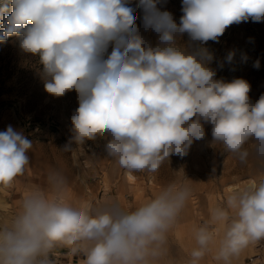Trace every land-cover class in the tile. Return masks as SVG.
<instances>
[{
  "label": "clouds",
  "instance_id": "obj_1",
  "mask_svg": "<svg viewBox=\"0 0 264 264\" xmlns=\"http://www.w3.org/2000/svg\"><path fill=\"white\" fill-rule=\"evenodd\" d=\"M159 3L0 0V43L17 37L19 49L38 58L50 96L77 93L72 136L62 151L107 135L105 151L122 169L156 173L171 155L184 157L203 140L205 124L212 125L213 143L243 165L253 155L251 144L256 174L211 207L209 220L194 231L198 247L190 264H199L210 246L219 264H233L264 241V95L252 103L247 80L217 79L214 54L204 45L218 42L233 24L264 21V0H182L179 24ZM137 9L145 31L156 33L155 45L136 24ZM234 55L228 53L229 63ZM32 147L11 125L0 132V191L28 169ZM192 194L177 175L135 207L113 201L94 213L53 168L47 188L27 190L0 224V264H55L57 248L82 255L81 264H161L168 233Z\"/></svg>",
  "mask_w": 264,
  "mask_h": 264
},
{
  "label": "rangeland",
  "instance_id": "obj_2",
  "mask_svg": "<svg viewBox=\"0 0 264 264\" xmlns=\"http://www.w3.org/2000/svg\"><path fill=\"white\" fill-rule=\"evenodd\" d=\"M137 3L138 0H130V6L135 7ZM158 7L172 13L179 24L183 15L182 0H160ZM136 15L141 34L155 45L157 35L145 31L142 10L137 9ZM181 39L187 43V33ZM204 46L214 54L211 67L216 69L217 79L247 80L251 85L252 103L264 95V21L233 24L218 42L208 41ZM111 50L109 47L108 54ZM229 52L235 53L231 63L226 59ZM257 61L258 68L253 66ZM78 106L75 91L61 98L45 92L42 66L38 58L19 49V38L9 37L7 42L0 43V132L11 125L33 144L27 152L28 169L12 188L0 191V224L15 214L27 190L47 188V175L53 168L67 178L72 197L90 203L94 213L106 210L113 201L127 208L135 207L141 200L153 196L160 185L179 175L188 180L193 194L168 233L167 253L161 258V264H190L191 252L198 247L194 231L209 220L210 208L222 205L230 190L256 174L257 160L252 145L247 147L253 155L243 165L222 145L213 143L212 125L205 124V138L194 141L186 156L171 155L156 173H128L105 151L110 136L98 137L83 145L72 142L71 151H62L72 136L71 117ZM214 257L215 246H210L199 264H219ZM82 259V255L69 252L63 262L81 264ZM233 264H264V241L246 249Z\"/></svg>",
  "mask_w": 264,
  "mask_h": 264
},
{
  "label": "crops",
  "instance_id": "obj_3",
  "mask_svg": "<svg viewBox=\"0 0 264 264\" xmlns=\"http://www.w3.org/2000/svg\"><path fill=\"white\" fill-rule=\"evenodd\" d=\"M68 253L69 251L67 249L57 248L53 253L54 261H56L57 264H68L67 260L63 262V258L68 256Z\"/></svg>",
  "mask_w": 264,
  "mask_h": 264
},
{
  "label": "built area",
  "instance_id": "obj_4",
  "mask_svg": "<svg viewBox=\"0 0 264 264\" xmlns=\"http://www.w3.org/2000/svg\"><path fill=\"white\" fill-rule=\"evenodd\" d=\"M55 264H57V262L55 261Z\"/></svg>",
  "mask_w": 264,
  "mask_h": 264
},
{
  "label": "bare ground",
  "instance_id": "obj_5",
  "mask_svg": "<svg viewBox=\"0 0 264 264\" xmlns=\"http://www.w3.org/2000/svg\"><path fill=\"white\" fill-rule=\"evenodd\" d=\"M245 183V182H244Z\"/></svg>",
  "mask_w": 264,
  "mask_h": 264
}]
</instances>
